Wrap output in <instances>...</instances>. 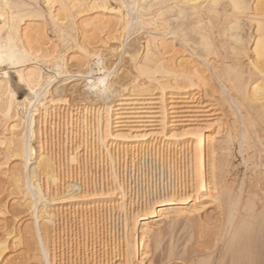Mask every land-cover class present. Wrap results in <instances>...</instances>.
Instances as JSON below:
<instances>
[{"label":"bare ground","instance_id":"1","mask_svg":"<svg viewBox=\"0 0 264 264\" xmlns=\"http://www.w3.org/2000/svg\"><path fill=\"white\" fill-rule=\"evenodd\" d=\"M110 1L0 0V61L12 62L26 88H39L43 71L29 66L31 53L51 65L68 38L79 39L85 52L111 56L118 53L109 47L121 45L135 50L134 61L143 53L138 67L148 79L133 96L107 104L76 103L64 86L53 102L49 93L56 89L48 90L41 116L31 96L18 100L0 73V161L10 168H0V240L5 229L20 231L16 214L28 193L15 161L25 134L35 147L42 130L53 162L41 165L39 176L48 204L41 209L44 242L62 260L155 264L156 256H165L187 264H254L264 206L259 209L246 182L253 179L264 190V0ZM72 51L63 54L67 71H85L87 57L73 58ZM235 145L246 169L236 194L227 181ZM157 160L162 186L175 181L174 196L187 194L170 203L191 207L159 216L154 205L132 217L130 227L131 209L123 210L115 185L131 188L141 181V169ZM211 207L220 219L200 224ZM32 245L30 258L18 257L25 264L39 258L38 235ZM9 255L0 252V258Z\"/></svg>","mask_w":264,"mask_h":264},{"label":"snow or ice","instance_id":"2","mask_svg":"<svg viewBox=\"0 0 264 264\" xmlns=\"http://www.w3.org/2000/svg\"><path fill=\"white\" fill-rule=\"evenodd\" d=\"M60 5L49 4L48 8L59 9ZM73 49L72 57L76 55L87 57V66L85 71L68 72L67 56L63 55L64 52ZM109 51L118 54L107 55L100 49H89L85 52L83 47H80L79 39L72 40L68 38L60 52L55 58V62L51 65H46L40 62L39 53L33 55L28 61L30 67H39L42 69V74L39 75V88L30 86L27 89H18L16 96L18 100L25 101L31 96V103L33 108H39L41 116L44 115V109L40 104L43 100L47 103L45 93L48 92V85L52 79L56 78L59 85L55 93H49L53 102L60 98L63 93V86L67 80L71 78H79L83 76L81 83L86 81L85 92L88 95L102 101L103 103H111L113 99H123L126 96H133L142 84H147L148 79L143 76V70L138 67L139 64L145 63L143 53L139 61H134L133 55L135 50L126 48L121 45L110 46ZM51 52V49H49ZM63 56V58H61ZM97 73L99 76H97ZM63 76L64 80L61 81L60 77ZM0 94H3V89H0ZM62 104H67V101L62 100ZM11 114V110H9ZM31 136L26 133L23 142V152L21 158L15 161V165L19 169V182L25 186L28 195L25 197L26 206L20 207V212L25 213V218L20 219V212L16 214L17 220L21 224L19 232L15 229H5L2 233L3 240H0V252L10 253L5 258H0V264H25V261L18 259L21 256L31 257L32 242L39 236V245L37 248L38 259L30 261V264H71L67 259H61L59 252L53 253L50 243L44 242V229L41 221V209H47L48 204L44 201V192L42 190V182L39 178L41 165H49L53 163L50 159L46 158V152L43 144L42 130L38 134V139L35 142V147L29 144ZM36 154V159L33 160V154ZM6 161H0V168L4 171H9V167H5ZM32 168H28L29 164ZM63 163V161H59ZM71 163L75 164L76 159L73 157ZM160 161L157 160L151 165H145L141 169V181L136 185L129 186L125 183L123 188L120 187V181L116 183V188L119 191L117 199H122L126 202L123 209L127 211L131 209L129 216L130 227L134 226L132 217L143 214L147 209L152 210L153 206H158L156 212L159 216L175 212L179 207H191V205L172 204L170 201L179 199L180 196L187 195L186 193L178 192L174 196V189L176 188L175 181L163 184L160 179L161 166ZM167 173V167L164 169ZM52 183V177L49 176V185ZM99 189H97L98 191ZM108 190L107 188L105 189ZM15 191V189H14ZM137 193H140L142 199L137 200ZM206 194V193H205ZM10 194L5 190L3 198L9 199ZM12 200L18 202V197L12 195ZM199 206V205H197ZM24 224L29 227L25 229ZM175 239L172 240L171 245L175 244ZM132 264H144L139 259L132 261ZM146 264H152L147 261Z\"/></svg>","mask_w":264,"mask_h":264},{"label":"rangeland","instance_id":"3","mask_svg":"<svg viewBox=\"0 0 264 264\" xmlns=\"http://www.w3.org/2000/svg\"><path fill=\"white\" fill-rule=\"evenodd\" d=\"M110 3H112L114 6H117L116 3H114V1H110ZM1 26V25H0ZM48 32L49 35L54 38V35L52 33V29L50 26H48ZM70 72H77L76 69H72L70 70ZM0 73L3 74L7 80H9V82L11 83V86L13 88V90L15 91V93L17 92L18 89H27L26 85L19 80V76H18V69L12 64V62H8L6 59L4 61H0ZM60 80L63 81L64 77L61 76ZM81 80H83L82 77L79 78H69L67 80L66 83H64V88L67 89L68 94L71 98L76 99V103L79 104H85L86 102H90V103H99L100 100L94 98V96L92 95H88L87 93H85V86H86V81L84 83H81ZM59 85L57 84V80L56 78L52 79L51 83L48 85V90L50 91H54ZM35 144V141H34ZM233 159H232V170L229 173L228 177H227V181L230 184V186L232 187V191L234 194H236V191L238 190V184L239 182L242 181V179L245 177V172L246 169L243 166V158L241 156V154L239 153V148L238 146H233ZM255 178V176H254ZM255 181L249 180L246 182V186H247V192L251 191L254 194V199L257 202L259 209L262 210V207L264 206V190L255 185L254 183ZM263 204V206H262ZM218 219H220L219 213L217 214L216 211H214L213 207H211L207 213V218H205L203 221H201L200 224H206L208 222V224H212L214 225V223H216L218 221ZM1 224V222H0ZM1 234V231H0ZM183 234L182 232L180 234L177 235L176 240H178V245L179 243L182 244V241L185 240V235L183 234V236L181 235ZM180 238V239H179ZM256 239L258 241L257 243V250L256 252V256H255V260L256 262L254 264H264V221L261 222L258 225V228L256 230ZM259 239V240H258ZM182 240V241H181ZM184 244L179 245V249L183 250V246L185 245V241H183ZM34 249V246L32 245V250ZM178 249V252L180 251ZM193 250L196 249L195 247L192 248ZM181 250V251H182ZM157 258L154 259V263L155 264H187V262L185 261V259L183 257H175V259H168L164 256V259H159L157 260L159 257L156 256ZM176 258H179L180 260ZM156 261V262H155ZM162 261V262H161ZM182 262V263H181Z\"/></svg>","mask_w":264,"mask_h":264}]
</instances>
